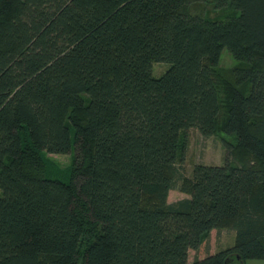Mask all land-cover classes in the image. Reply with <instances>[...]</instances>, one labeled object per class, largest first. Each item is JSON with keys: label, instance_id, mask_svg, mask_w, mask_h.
I'll return each instance as SVG.
<instances>
[{"label": "trees", "instance_id": "trees-1", "mask_svg": "<svg viewBox=\"0 0 264 264\" xmlns=\"http://www.w3.org/2000/svg\"><path fill=\"white\" fill-rule=\"evenodd\" d=\"M207 1L0 0V264L264 260V0ZM191 128L232 159L168 204ZM213 230L233 246L189 263Z\"/></svg>", "mask_w": 264, "mask_h": 264}, {"label": "rangeland", "instance_id": "rangeland-1", "mask_svg": "<svg viewBox=\"0 0 264 264\" xmlns=\"http://www.w3.org/2000/svg\"><path fill=\"white\" fill-rule=\"evenodd\" d=\"M210 1V0H208ZM204 2L199 6L203 10V16L208 19H219L226 16L233 15L235 10L232 6H225L222 8H216L210 2ZM235 61L232 59L227 50H223L220 55V60L217 68L219 70L231 69ZM169 65L164 63H153L151 68L152 76L159 77L163 74ZM223 140L233 141L231 138L225 135H212L211 137L202 136L197 129L191 128L183 134V160L177 164V175L172 190L168 192L167 203L173 204L179 200L189 198L188 195L180 193L178 191V185L181 177H189L191 175L193 166L196 164L204 165H223L226 160H231L232 157H228L227 150L223 144ZM75 150L72 146L71 152L63 155L58 154H46V158L53 160L61 169L70 163L72 155ZM49 174L51 177L58 178L63 182H67L70 179V170L66 169L62 174L55 175L54 171Z\"/></svg>", "mask_w": 264, "mask_h": 264}, {"label": "crops", "instance_id": "crops-1", "mask_svg": "<svg viewBox=\"0 0 264 264\" xmlns=\"http://www.w3.org/2000/svg\"><path fill=\"white\" fill-rule=\"evenodd\" d=\"M234 235L233 231H211L201 252L197 253V251L194 250L188 251V262H193L197 256L202 258L232 247L234 243ZM243 264H264V260L249 259L244 261Z\"/></svg>", "mask_w": 264, "mask_h": 264}, {"label": "flooded vegetation", "instance_id": "flooded-vegetation-1", "mask_svg": "<svg viewBox=\"0 0 264 264\" xmlns=\"http://www.w3.org/2000/svg\"><path fill=\"white\" fill-rule=\"evenodd\" d=\"M227 264H233V263H230V262H229V263H227Z\"/></svg>", "mask_w": 264, "mask_h": 264}]
</instances>
